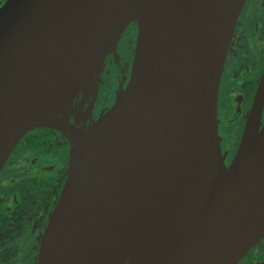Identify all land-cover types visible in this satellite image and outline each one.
I'll return each instance as SVG.
<instances>
[{
  "label": "water",
  "instance_id": "water-1",
  "mask_svg": "<svg viewBox=\"0 0 264 264\" xmlns=\"http://www.w3.org/2000/svg\"><path fill=\"white\" fill-rule=\"evenodd\" d=\"M246 1L0 7V174L38 128L70 147L37 264H238L264 238L262 103L228 168L219 137L221 76ZM132 23L131 76L115 103L94 117L103 76L83 110L87 127L62 117L104 74Z\"/></svg>",
  "mask_w": 264,
  "mask_h": 264
},
{
  "label": "flooded vegetation",
  "instance_id": "flooded-vegetation-1",
  "mask_svg": "<svg viewBox=\"0 0 264 264\" xmlns=\"http://www.w3.org/2000/svg\"><path fill=\"white\" fill-rule=\"evenodd\" d=\"M6 1L0 0V7ZM137 36V24L132 23L122 36L116 59L107 65L94 117L111 107L127 86ZM260 102L262 130L264 0H247L219 87V137L225 168L233 163L251 111ZM69 155L66 137L49 128L30 132L11 154L0 174V264H37L41 237L66 181ZM238 264H264V238Z\"/></svg>",
  "mask_w": 264,
  "mask_h": 264
},
{
  "label": "bare ground",
  "instance_id": "bare-ground-1",
  "mask_svg": "<svg viewBox=\"0 0 264 264\" xmlns=\"http://www.w3.org/2000/svg\"><path fill=\"white\" fill-rule=\"evenodd\" d=\"M116 53L113 52V54L109 57V60L107 62L108 64H111V62L115 59ZM107 74V66L104 74L101 77H96L95 80L92 82V85L88 92H81L80 95L76 98L75 102L73 103V106L71 107L70 111H59L60 115L66 119L73 120L77 125L85 129L88 125V121L83 114V110L85 106L88 104L91 96L93 93L98 89V87L103 82V76ZM111 76V74H110ZM102 147V144L97 145V155L98 157H101L102 153L99 148Z\"/></svg>",
  "mask_w": 264,
  "mask_h": 264
},
{
  "label": "rangeland",
  "instance_id": "rangeland-1",
  "mask_svg": "<svg viewBox=\"0 0 264 264\" xmlns=\"http://www.w3.org/2000/svg\"><path fill=\"white\" fill-rule=\"evenodd\" d=\"M55 141H56V139H55Z\"/></svg>",
  "mask_w": 264,
  "mask_h": 264
}]
</instances>
